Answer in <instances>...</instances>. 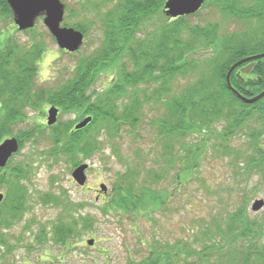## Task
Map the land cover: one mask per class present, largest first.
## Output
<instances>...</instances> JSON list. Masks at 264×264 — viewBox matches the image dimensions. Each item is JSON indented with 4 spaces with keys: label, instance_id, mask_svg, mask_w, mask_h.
Masks as SVG:
<instances>
[{
    "label": "trees",
    "instance_id": "16d2710c",
    "mask_svg": "<svg viewBox=\"0 0 264 264\" xmlns=\"http://www.w3.org/2000/svg\"><path fill=\"white\" fill-rule=\"evenodd\" d=\"M164 1L82 0L80 6L86 17L94 12L99 18V23L91 18V24L103 30L104 40L88 55L78 58L75 65L64 67L67 76L63 80L50 83L39 78L40 59L45 52L43 42L35 41L36 35L20 41L16 35L5 37L0 31V44L1 35L5 40L0 45V143L9 136H16L20 151L28 140L37 144L44 138L50 139L53 146L48 153L52 158L66 157L76 165L101 149L102 130L114 138L122 125H137L144 116V103L163 102L166 113L161 119L149 121L161 144L155 161L162 174L146 169L137 153L139 162L135 167H128L115 184V193L105 204L106 212L143 214L149 218L150 226L155 221L153 212L165 208L163 202L169 190H160L157 185L170 169H177L175 195L178 192L182 195L186 180L198 174L201 162L210 154L229 156V163L235 169L226 182L208 184L202 179L217 209L197 220L190 239L181 237L174 242L161 243L154 237L148 255L130 258L128 263L264 264V222L252 218L248 210L254 189L249 181L253 174H264V150L258 142L264 131V97L247 103L226 80L228 69L237 60L264 52V31L256 33L260 30L258 27L252 30L253 20H264V0H248L249 6L244 5L243 0L205 1L203 7L213 1L226 20H245L248 31L238 33L221 32L219 22L194 23L191 21L194 13L164 17ZM68 9L67 5L66 11ZM156 14L162 16L157 24L152 23ZM0 17H12L7 0H0ZM151 23L153 27L148 30L146 25ZM70 25L87 32L78 23ZM24 32H37L36 25ZM69 54L74 56V53ZM118 60L120 66L115 77L114 66ZM237 70L231 74V83L240 93L251 97L264 89V57L258 61L255 76L250 75L245 85L237 76ZM103 72H114L113 83L109 82L102 91H89ZM258 75L262 76V82ZM132 89L135 91L130 92ZM48 104L59 107L60 113L76 111L77 119L91 115L92 120L81 129L74 128L77 119L57 121L49 125V131L38 122L29 128H20L27 121L29 110L38 112ZM253 121L262 128L249 131L248 153L232 140ZM192 135L201 138L192 141ZM244 156L246 163L242 165ZM18 170L25 172L26 168ZM143 173L145 178L139 180ZM13 176L14 184L1 203L5 208L0 212V246L7 245L3 225H11L28 207L26 186L17 180L20 176ZM45 201L64 206L58 222L52 224L53 238L57 242L68 246L83 231L95 232L92 219L83 216L78 211L81 205L67 195L52 192ZM11 249L8 247L7 251Z\"/></svg>",
    "mask_w": 264,
    "mask_h": 264
},
{
    "label": "rangeland",
    "instance_id": "374dc122",
    "mask_svg": "<svg viewBox=\"0 0 264 264\" xmlns=\"http://www.w3.org/2000/svg\"><path fill=\"white\" fill-rule=\"evenodd\" d=\"M63 1L70 9L66 11L62 24L73 26L70 24L78 23L87 31H83L85 42L76 53L59 47L54 35L45 26L42 18H38L36 22L37 32L27 34L17 27L13 20V13L11 18L4 19L0 17V31H3L5 37L14 34L18 40L22 41L29 40L30 36L36 35L37 39L34 38V40L43 42L45 52L40 59L39 78L41 81L49 83L63 80L67 76L64 67L70 64L75 65L78 58L88 55L91 50L99 47L104 40L103 30L91 24V18L99 23L96 13L90 12L86 17L80 6L82 0ZM165 2L166 0L164 4ZM242 2L244 5L249 6L248 0ZM163 14L165 17L164 11ZM67 15L68 17H66ZM192 16L191 21L194 23L204 24L208 20L219 22L221 32L238 33L249 29V25L245 20L238 18L224 19L213 1H210L209 5ZM161 17V15L156 14L152 19L154 21L152 23H159ZM253 21L252 30L258 27L260 30L256 33L261 34L264 31V29H261L264 28V20L259 21L257 25L256 21ZM152 23L146 25L148 30L153 27ZM4 36L1 35L0 45L5 41ZM69 53H74V56ZM111 63L114 62H109V64ZM115 64L116 77L120 66L119 60ZM131 67L132 63L129 68L131 69ZM113 75L114 72L112 74L103 72L100 76L98 75L89 91L93 89L97 91L104 90L112 81ZM133 91L135 90H130V92ZM51 106L48 104L38 112L29 110V117L27 121L20 125V128H29L35 122H38L43 124L45 129L49 131L50 127L47 119ZM64 112L58 114L57 121L69 122V120L77 119L78 113L76 111ZM142 113H144V116L135 127L122 125L119 129V135L114 138H111L105 130H102L100 138L103 141V146L101 149L93 157L81 161L90 164L86 171L87 182L83 186L79 185L72 176L73 170L81 163L75 165L66 157L60 160L52 158V155L48 153V150L53 146L50 139L44 138L37 144L31 140L25 142L20 151H17L11 157L4 170H0V192L6 195L14 184L15 177L13 175H18L20 177L17 180H20L26 186L28 196V207H26L20 218L8 227L3 225L4 229L2 231L6 233L7 245L0 246V264H129L128 259L130 258L138 259L141 255H148L149 245L154 237L161 243L174 242L175 239L181 237L186 239L192 237L191 234L196 227L197 220H200L203 216L208 217L207 215L211 211L217 209L201 181L205 179L208 184L229 181L235 169L229 163V156L210 154L208 158L203 159L198 174L186 180L187 186L183 188L182 195L180 192L177 195L173 193L177 184V179H175L177 169H170L157 185L160 190L165 188L169 190L163 202L165 208L153 212L155 221H152L150 226L148 225L150 224L149 218L143 214L125 213L120 210L105 211V204L115 193V184L122 178L128 167H135L139 162L138 154L144 160L143 163L146 169L149 171L158 170L162 174L160 165L155 161L161 151V144L149 121L161 119L166 113V106L163 102L158 104L144 103ZM82 119H77L74 126ZM253 128L259 131L262 126L260 123L251 122L250 125H246L243 130L234 136L232 143L242 150L244 149V152L249 153V131ZM200 138V135L190 137L192 141H198ZM212 142H214L213 139ZM258 142L261 143L264 150V131ZM241 161V164L245 165V156L242 157ZM27 163L29 166H26ZM20 167L26 168V171L21 172L23 170H18ZM22 173L25 174L24 177L21 176ZM144 178L145 174L143 173L139 180ZM103 185L106 186V190H104ZM249 186L254 187L251 191L248 207L250 216L259 222H264V207L258 211L252 210L253 202L256 199H264V174H253ZM52 192L63 197L67 195L72 201L81 205V207H78V211L83 216L92 219L95 232L93 233L91 230L83 231L80 236L72 239L68 246L54 240L52 224L58 222L57 217L64 206L45 201V198L50 196ZM4 208L0 204V212ZM136 231L142 234L143 238ZM89 239H95L93 245L87 243ZM8 247L12 249L7 251ZM106 256H110V259H107Z\"/></svg>",
    "mask_w": 264,
    "mask_h": 264
},
{
    "label": "water",
    "instance_id": "95a60500",
    "mask_svg": "<svg viewBox=\"0 0 264 264\" xmlns=\"http://www.w3.org/2000/svg\"><path fill=\"white\" fill-rule=\"evenodd\" d=\"M206 0H166L163 11L169 18H176L179 16L189 15L197 12L204 5ZM13 12V20L20 30L33 28L39 17H43L45 26L54 35L59 47L69 52H76L84 44L85 33L74 26L63 25L64 16L66 12V3L63 0H7ZM264 57V52L253 54L237 60L230 66L226 73V80L228 86L237 95L247 103H254L264 97V90L257 95L248 97L240 93L231 83V74L233 71L243 63L249 62L248 68L238 70L237 75L241 76V71L250 72L254 61ZM59 107L52 105L48 111V125H53L57 122ZM92 116H86L75 124V129H81L91 122ZM20 147L19 140L16 136L8 137L0 143V167H5L13 154H15ZM89 163L79 164L72 172L74 180L79 185H85L87 182V169ZM104 190L106 186L103 185ZM4 198V193L0 192V202ZM264 207V199H256L253 202L252 210L258 211ZM94 239H89V245L94 244Z\"/></svg>",
    "mask_w": 264,
    "mask_h": 264
},
{
    "label": "flooded vegetation",
    "instance_id": "af4514ba",
    "mask_svg": "<svg viewBox=\"0 0 264 264\" xmlns=\"http://www.w3.org/2000/svg\"><path fill=\"white\" fill-rule=\"evenodd\" d=\"M255 21H256V25L259 23L256 19H255ZM255 54V53H254ZM250 55H253V54H250ZM250 55H247V56H250ZM246 56V57H247ZM261 59V58H260ZM258 61H259V59H256L254 62V65H253V67H252V69H251V71L250 72H248V73H246V72H243V71H241V76H239L240 78H241V80H242V83L245 85V83L247 82V80H248V77L250 76V75H254L255 76V72H254V70H255V68H256V66H257V64H258ZM249 64V62H246V63H243L242 65H240V66H238L237 68H238V70H242V69H246V68H248L247 67V65ZM257 75V74H256ZM258 78H259V81H263V78H262V76H259L258 75ZM264 90V89H263Z\"/></svg>",
    "mask_w": 264,
    "mask_h": 264
}]
</instances>
